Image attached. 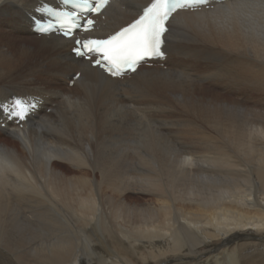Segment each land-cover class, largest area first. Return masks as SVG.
<instances>
[{"label": "bare ground", "instance_id": "obj_1", "mask_svg": "<svg viewBox=\"0 0 264 264\" xmlns=\"http://www.w3.org/2000/svg\"><path fill=\"white\" fill-rule=\"evenodd\" d=\"M151 2L115 0L86 38ZM59 3L0 0V105L39 106L0 111V264H264V0L176 13L167 58L122 79L34 32Z\"/></svg>", "mask_w": 264, "mask_h": 264}, {"label": "snow or ice", "instance_id": "obj_2", "mask_svg": "<svg viewBox=\"0 0 264 264\" xmlns=\"http://www.w3.org/2000/svg\"><path fill=\"white\" fill-rule=\"evenodd\" d=\"M62 3L71 6L73 11L46 9L54 20L46 26L35 22L42 33L52 31L57 26L63 29L66 37L73 35L74 28L90 32L94 20L86 18L80 23L81 17L76 10L98 15L108 6L109 0H62ZM203 4L205 0H152L150 5L143 8L138 19L111 37L76 40L74 52L92 61V66L102 68L110 77L135 73L142 63L164 56L162 46L165 33L170 30L168 25L173 13L178 9H193ZM34 107V103L15 98L10 105H0V111L8 119L24 121Z\"/></svg>", "mask_w": 264, "mask_h": 264}, {"label": "rangeland", "instance_id": "obj_3", "mask_svg": "<svg viewBox=\"0 0 264 264\" xmlns=\"http://www.w3.org/2000/svg\"><path fill=\"white\" fill-rule=\"evenodd\" d=\"M38 45H35V47H37ZM69 79H71V78H69ZM72 81V80H71ZM69 85H70V82H69ZM70 87H71V85H70ZM244 93V92H243ZM243 96V95H242ZM259 97H260V99L258 98L257 99V107L258 108H262V107H264V99H262L261 98V96L260 95H258ZM241 97V96H240ZM240 101H241V99H240ZM260 101V102H259ZM5 140H6V142H10V140H9V138H6L5 136H0V142H5ZM2 143V144H3ZM11 143L12 142H10L9 144L11 145ZM134 197H136V198H138V201H135V205L136 204H140V203H142V202H144V197H140L139 195H136V196H134Z\"/></svg>", "mask_w": 264, "mask_h": 264}]
</instances>
